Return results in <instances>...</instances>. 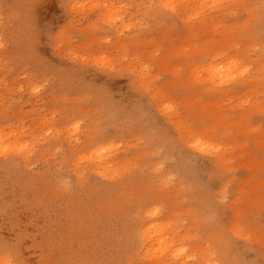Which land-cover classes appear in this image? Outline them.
I'll return each mask as SVG.
<instances>
[{
    "label": "rangeland",
    "instance_id": "1",
    "mask_svg": "<svg viewBox=\"0 0 264 264\" xmlns=\"http://www.w3.org/2000/svg\"><path fill=\"white\" fill-rule=\"evenodd\" d=\"M207 1L0 0V264H264V0Z\"/></svg>",
    "mask_w": 264,
    "mask_h": 264
},
{
    "label": "bare ground",
    "instance_id": "2",
    "mask_svg": "<svg viewBox=\"0 0 264 264\" xmlns=\"http://www.w3.org/2000/svg\"><path fill=\"white\" fill-rule=\"evenodd\" d=\"M199 1V0H198ZM204 1V0H203ZM206 2H209V1H207V0H205ZM211 1V0H210ZM192 2V1H191ZM205 2V3H206ZM166 3V2H165ZM210 3H212V2H210ZM163 5V4H162ZM169 5V4H168ZM167 5V6H168ZM172 5V4H171ZM235 5H236V3H235ZM241 5V4H240ZM171 7V6H170ZM169 7V8H170ZM224 66H226V65H224ZM209 69H213V72L212 73H208L209 74V76H207L208 77V79H210V84L211 83H213V84H217L216 86H221L222 84H224L226 81H229V79H230V77H231V75L232 74H230L229 72H220V69H218V67L215 65V66H210V68ZM225 73V74H224ZM235 76V75H234ZM239 77H240V75H238ZM236 77V76H235ZM233 78V77H232ZM237 78V77H236ZM2 118V117H1ZM2 136V135H1ZM9 138V137H8ZM1 139V138H0ZM4 139V138H3ZM89 139V138H88ZM7 140H9V139H7ZM1 141V140H0ZM2 142V141H1ZM7 143H8V141H6ZM3 143H4V141H3ZM2 143V144H3ZM6 144V143H5ZM13 144V146H14V143H12ZM107 145V144H106ZM105 145V146H106ZM109 145V144H108ZM197 145H199V144H197ZM196 145V146H197ZM201 145V144H200ZM8 146H9V144H8ZM17 146V145H16ZM5 147V146H4ZM12 147V146H11ZM10 147V148H11ZM0 148H2V147H0ZM7 148H9V147H7ZM14 148H16L15 146H14ZM2 149H5V148H2ZM111 149V148H110ZM16 150H18V149H16ZM104 150V149H103ZM107 150V149H106ZM105 150V151H106ZM99 152V151H98ZM107 152V151H106ZM5 153V152H4ZM90 153V152H89ZM96 155V154H95ZM91 156V155H90ZM99 156V155H98ZM83 157V156H82ZM103 157V156H102ZM105 157H107L106 156V153H105ZM104 157V158H105ZM81 158V157H80ZM90 158V157H89ZM97 158V157H96ZM101 158V157H100ZM106 159V158H105ZM100 160V159H99ZM103 159H101V161H102ZM110 160V159H109ZM109 160H107L108 162H109ZM112 160V159H111ZM100 161V162H101ZM104 161V160H103ZM106 161V160H105ZM107 162V163H108ZM105 163V162H104ZM107 163H105V164H107ZM112 163H113V161H112ZM109 164H111V161H110V163ZM108 164V166H110ZM113 165V164H112ZM108 166H102V163H101V166L100 167H104V170H105V168H113V166H111V167H108ZM143 209H145V208H143ZM149 211H151L150 209H148ZM154 210V209H153ZM142 211V210H141ZM141 211H140V213H141ZM186 211H189V209L188 210H186ZM185 211V212H186ZM144 212H145V210H144ZM156 211H151L150 213H148V211H147V213L146 214H148V216H149V218L148 219H146V221H142L141 223V227L138 229L139 230V233H137L138 232V230H137V234H139V240H140V242H141V245H142V248L144 249L143 250V252H145V254H144V256L145 255H147V256H149V257H151V256H153V255H156L158 252H160L161 254L162 253H165V252H167L168 251V248L169 247H172V242H173V238H175V236H174V234L175 233H173V231L171 230L172 229V227H173V223L172 222H170L169 221V219H167V220H165V219H162V218H160V217H155V215H156ZM138 214H139V212H138ZM135 215V217L136 216H138V215H136V214H134ZM141 215V214H140ZM143 215V214H142ZM144 216V215H143ZM151 216V217H150ZM190 216V215H189ZM134 217V218H135ZM164 217V216H163ZM194 217H196V216H194ZM137 219H138V217H136ZM195 219V218H194ZM140 219H138V221H139ZM145 220V219H144ZM196 220V219H195ZM132 221H135V220H132ZM191 221V220H190ZM175 223H177V222H175ZM178 224V223H177ZM132 225V224H131ZM135 225V224H134ZM176 225V224H175ZM138 226V225H137ZM177 226V225H176ZM132 228H136V227H132ZM131 228V229H132ZM175 228H173V230H174ZM176 230V229H175ZM131 231V230H130ZM172 231V232H171ZM170 233H171V235H170ZM171 236V237H170ZM140 244V243H139ZM176 250V249H175ZM178 251V250H177ZM177 251H174V250H172V248L170 249V252H172V255L173 256H176L177 255ZM140 253V252H139ZM204 253V252H203ZM202 253V254H203ZM135 254H137V253H135ZM142 254V253H141ZM160 254V255H161ZM140 255V254H139ZM160 255L156 258V260L154 259V262H152V264H165V262H164V259L163 258H161L160 257ZM202 256H204V254L202 255ZM206 256V255H205ZM199 257H201V256H199ZM207 257V256H206ZM142 258V257H141ZM200 259V258H199ZM198 259V260H199ZM197 260V259H196ZM202 260V259H201ZM205 259H203V261H204ZM213 261V260H212ZM211 261V262H212ZM196 262V261H195ZM205 262H209V260L208 261H205ZM204 262V263H205ZM196 263H198V262H196ZM194 264V263H193ZM210 264H212V263H210ZM214 264V263H213Z\"/></svg>",
    "mask_w": 264,
    "mask_h": 264
}]
</instances>
